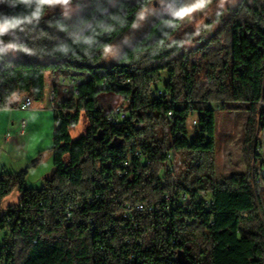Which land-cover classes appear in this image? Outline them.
Returning <instances> with one entry per match:
<instances>
[{"label": "trees", "instance_id": "obj_1", "mask_svg": "<svg viewBox=\"0 0 264 264\" xmlns=\"http://www.w3.org/2000/svg\"><path fill=\"white\" fill-rule=\"evenodd\" d=\"M154 1H99L68 21L48 16L47 0H0V110L25 95L43 102L48 74L56 102L44 187L30 188L27 170L0 178L2 264H264V179L253 176L264 132V0H242L189 52L176 38L181 17L164 14L102 65ZM61 78L75 79L78 95ZM109 94L128 104L125 121H110L115 108L100 101ZM222 111L247 113L248 189L217 185ZM83 115L88 131L73 140ZM16 191L18 203L3 208Z\"/></svg>", "mask_w": 264, "mask_h": 264}, {"label": "rangeland", "instance_id": "obj_2", "mask_svg": "<svg viewBox=\"0 0 264 264\" xmlns=\"http://www.w3.org/2000/svg\"><path fill=\"white\" fill-rule=\"evenodd\" d=\"M99 1L108 2L109 0H47L48 16L62 15L70 21L79 12L93 7ZM241 1L210 0L202 8L187 13L181 17L182 28L176 38L182 40L187 52L196 49L216 33L223 20L229 16L231 9ZM197 2L198 0H155L140 14L134 27L106 50L101 64L111 66L116 63L123 50L132 46L137 39L142 37L159 17L164 14L174 15L182 8L190 7ZM167 80L168 75L166 74L163 76V83ZM47 81V98L43 102H34L33 107L26 111L20 109L0 110V178L6 174L27 170L28 186L36 189L44 187L46 180L53 174L54 166L51 148L56 128V112L51 100L52 87L49 92L50 86L53 85L52 75L48 74ZM160 86L162 87V85ZM100 101L106 109L128 106L114 94L102 95ZM23 120L26 121L27 128L25 134L21 136L19 128ZM246 120L247 113L245 112L222 111L217 113L216 168L217 185L220 188L244 190L252 185L247 176V160L244 154ZM88 127V120L83 115L80 124L70 130L72 139L77 140L85 135ZM262 157L264 158V155ZM260 160H257L258 165L255 173H258L261 166L264 165V162L259 163ZM260 196L264 206V189L260 191ZM19 198V191L14 192L3 200V208L18 203ZM3 235L0 233V243ZM0 264H2L1 261Z\"/></svg>", "mask_w": 264, "mask_h": 264}, {"label": "built area", "instance_id": "obj_3", "mask_svg": "<svg viewBox=\"0 0 264 264\" xmlns=\"http://www.w3.org/2000/svg\"><path fill=\"white\" fill-rule=\"evenodd\" d=\"M60 85L63 87L64 92L66 93H75L76 95H78V91H77V86H78V82L73 79V78H62L59 81ZM161 96H163V91H157L153 94L154 98H160ZM52 105H53V109L55 110V104H54V92H53V96H52ZM33 100L30 96L25 95L23 96L17 105V109L26 111V110H30L33 107ZM130 116V110L125 106H121L118 108H115L114 111L111 112L110 114V121L114 122V123H118V122H123L125 121L128 117ZM170 117H172V113L169 114ZM193 125L196 126L197 122H193ZM27 128V123L25 120H23L20 123V128H19V134L22 136L25 134ZM258 143L256 144V148H255V153L256 155L259 157L258 159H261L259 161V163L264 162V158L262 157L264 155V132L262 134V132L259 134L258 136ZM170 161L172 162L173 165H176L177 167L179 166L177 164V160L178 157L175 153H171L169 156ZM126 166H128V163H125ZM258 163L257 160L254 161L253 164V176H254V181L255 184L256 182H260L263 179V171H264V165L261 166V168L259 169V172L257 173L256 176V167H257ZM256 176V177H255ZM204 197H206V193L202 192L200 195V199H203ZM137 210L139 212H146L147 210L149 212H151L153 209L152 208H147L144 205H139L137 207ZM74 216V211L72 207H67L66 211H65V220L69 221L73 218Z\"/></svg>", "mask_w": 264, "mask_h": 264}, {"label": "clouds", "instance_id": "obj_4", "mask_svg": "<svg viewBox=\"0 0 264 264\" xmlns=\"http://www.w3.org/2000/svg\"><path fill=\"white\" fill-rule=\"evenodd\" d=\"M210 0H198L197 3L190 7L182 8L181 10L174 13L177 17H184L187 13H190L196 9L202 8L206 3H209Z\"/></svg>", "mask_w": 264, "mask_h": 264}, {"label": "crops", "instance_id": "obj_5", "mask_svg": "<svg viewBox=\"0 0 264 264\" xmlns=\"http://www.w3.org/2000/svg\"><path fill=\"white\" fill-rule=\"evenodd\" d=\"M61 79H62V78H61ZM61 79H60V80H61ZM52 80H53V83H54V78H53V76H52ZM47 84H48V81H47ZM51 87H52V93H53V92H54L53 85H52V86H50V88H49V92H51V90H50V89H51ZM47 92H48V87H47ZM49 95H50V93H49ZM49 95H48V96H49ZM8 141H9V140H8Z\"/></svg>", "mask_w": 264, "mask_h": 264}, {"label": "bare ground", "instance_id": "obj_6", "mask_svg": "<svg viewBox=\"0 0 264 264\" xmlns=\"http://www.w3.org/2000/svg\"><path fill=\"white\" fill-rule=\"evenodd\" d=\"M54 103H56V102H54Z\"/></svg>", "mask_w": 264, "mask_h": 264}]
</instances>
